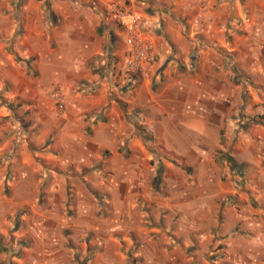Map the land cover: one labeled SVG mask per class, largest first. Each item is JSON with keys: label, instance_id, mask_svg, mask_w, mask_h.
<instances>
[{"label": "crops", "instance_id": "crops-1", "mask_svg": "<svg viewBox=\"0 0 264 264\" xmlns=\"http://www.w3.org/2000/svg\"><path fill=\"white\" fill-rule=\"evenodd\" d=\"M0 264H264V0H0Z\"/></svg>", "mask_w": 264, "mask_h": 264}, {"label": "built area", "instance_id": "built-area-1", "mask_svg": "<svg viewBox=\"0 0 264 264\" xmlns=\"http://www.w3.org/2000/svg\"><path fill=\"white\" fill-rule=\"evenodd\" d=\"M114 19L126 32V58L124 71L132 80L134 76L149 77L155 61L151 45L143 39L140 32L141 19L138 15L128 13L122 7L113 5L110 8ZM53 99L59 106H63L64 97L60 92H54Z\"/></svg>", "mask_w": 264, "mask_h": 264}, {"label": "trees", "instance_id": "trees-1", "mask_svg": "<svg viewBox=\"0 0 264 264\" xmlns=\"http://www.w3.org/2000/svg\"><path fill=\"white\" fill-rule=\"evenodd\" d=\"M230 165H231V170L235 173L240 175L241 177L243 176V171L244 168L242 165L238 164L232 157L228 159Z\"/></svg>", "mask_w": 264, "mask_h": 264}]
</instances>
